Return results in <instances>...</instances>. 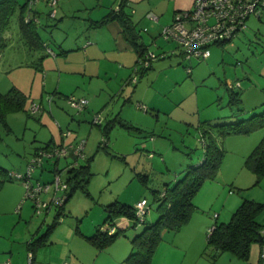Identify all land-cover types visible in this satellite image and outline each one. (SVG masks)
I'll return each mask as SVG.
<instances>
[{
	"label": "rangeland",
	"instance_id": "obj_1",
	"mask_svg": "<svg viewBox=\"0 0 264 264\" xmlns=\"http://www.w3.org/2000/svg\"><path fill=\"white\" fill-rule=\"evenodd\" d=\"M25 1L17 0L16 9L10 15L3 34L5 44L0 49V92L17 87L27 95L28 108L32 102H40L43 108L41 115L38 112L27 114L17 111L7 114L5 122L0 119V181L3 180L0 200L5 202L6 209L12 207L20 192L13 211L8 212V217L12 216L15 222L13 236L15 240L20 236L24 240L28 237L26 233L31 234L40 226L45 230L53 217V207L47 213L34 212L31 200L24 198L23 186L15 179H8V173L23 170V164L30 158L32 150L47 143L51 135L58 139L59 127L52 108L59 101L68 117L74 116L69 120V127L62 131L73 130L78 140L86 139L84 161L89 174L86 182L80 185L72 183V192L63 207L64 215L56 224L57 240L52 247L41 248L39 253L44 257L49 252L57 256L70 229L72 232L78 229L85 235L95 233L99 225L102 229L108 225L106 218L110 204L134 205L145 198L150 204L145 222L137 224L132 218H118L116 225L121 230L111 241L97 247L104 263L129 264L126 257L132 249V237L154 223L159 215L155 201L159 191L173 185L189 165L196 164L202 157L204 146L199 126H205L207 121L217 124L248 119L252 114L264 111V15L260 20L248 18L246 29L229 43L210 45V56L204 60L182 59L174 54L157 59L156 66L139 76L136 83L127 85L131 88L135 86V89L133 95L128 94L130 100L122 105L121 116L134 123L140 122L141 131L115 124L108 133L106 148H100L98 143L103 139L102 132L98 125L91 123V119L99 113L103 126L111 117L107 109H113V103L110 101L108 107H103L106 94L99 91L101 82L105 81L95 78L86 84L100 98L96 99L97 108L93 111L92 97L87 96L89 109L79 118L75 116L79 112L69 109L58 93L52 96L54 98L49 104L47 99L57 82L58 70L55 64L41 65L33 55L42 53L43 60L51 58L50 54L45 55L43 49H28L19 34L18 16L26 12ZM89 1L96 5L98 0ZM103 1L113 8L118 5V0ZM192 1L129 0L127 9L134 10L130 17L140 33V40L150 50H160L151 44L152 38L157 37L170 46L168 49L178 52L176 44L168 42L159 33L172 21V15L178 12L176 9H190ZM59 3L60 0H57L52 7L45 0L32 3L33 9L37 6L42 14L41 24L35 26L38 34L50 47L58 50L51 32L60 29L59 25L71 26L76 31L81 25V14L73 9L67 10L61 22ZM50 9L52 17L44 16ZM149 13L158 16L159 20L149 17ZM190 66L191 73L187 70ZM86 79L63 75L60 89L62 93L83 96L80 90ZM231 90L239 92L240 101L236 104L229 103ZM101 96H104V102ZM137 103L145 110L138 108ZM60 126L66 127L62 123ZM213 132L216 134V131ZM262 137L264 125L247 134L216 136L218 144L225 150L217 176L205 181L196 193L192 199L195 209L181 229L176 233L168 230L161 232V240L150 264H258L261 261L260 253H264V245L259 242L251 244L249 257L245 260L229 252L217 253L207 246L206 237L213 224L229 220L243 199L264 204V176L258 179L244 164L245 157ZM49 164L53 168L52 162ZM65 164V159H60L59 169L62 170ZM64 175L62 171L61 176ZM34 177L51 180L53 174L47 170ZM25 204L30 206V213L27 217L22 215L17 223L18 214ZM257 220L264 223V209L257 215Z\"/></svg>",
	"mask_w": 264,
	"mask_h": 264
},
{
	"label": "trees",
	"instance_id": "obj_2",
	"mask_svg": "<svg viewBox=\"0 0 264 264\" xmlns=\"http://www.w3.org/2000/svg\"><path fill=\"white\" fill-rule=\"evenodd\" d=\"M38 1V0H37ZM34 1V2H37ZM17 0H0V49L5 44L4 42V32L8 27L10 15L16 9ZM29 0L24 2V6L26 8L25 13H20L18 16V28L23 38L25 44L31 49H45L48 48V43L43 41L38 34L35 26L36 24H40L39 16L37 10L33 9L32 4L30 5L31 18L29 21L25 20L26 15L28 14V5ZM46 2V1H45ZM47 4V2H46ZM128 0H120L118 5L106 15V17L102 18L101 21H106L110 18H117L120 20L124 33H126L127 37L131 42H133L136 51L138 52V57L135 64L132 67L131 74L127 80H125L124 84H134L138 81L139 76H143L149 69L152 68V63L159 58L168 57L172 54L179 55L182 59H206L210 56L201 58V57H189L185 58L183 49L178 45L177 42L173 41L178 47V52L174 50L166 51L160 49L159 51L150 50L147 45L143 41H137V38H140V35L135 29V24L132 22L130 17V13L125 12L123 9L127 6ZM23 6V7H24ZM186 10V9H176ZM189 10V9H187ZM262 10H264V6L261 7V11L259 15L249 14L244 19V27L236 34L238 35L247 27V19L250 17H254L256 19H260L262 16ZM22 12V11H21ZM51 9L47 13V17L51 15ZM175 14V13H174ZM52 17V16H51ZM36 19V21H35ZM174 19V15L172 20ZM171 23V22H170ZM162 30V29H161ZM235 35V36H236ZM159 36H162L161 31ZM172 41V40H167ZM231 40L223 41V42H211L207 48L212 44H224L229 43ZM155 44V42H153ZM50 49V48H49ZM64 52H66L64 50ZM154 54V57H148V53ZM49 54H54V52L50 49L47 51ZM42 57V56H41ZM41 57L39 58L41 60ZM144 61H147L145 64ZM40 63V62H39ZM192 67L187 68L188 72L191 73ZM138 75V77H137ZM56 92H53L52 95L49 96V104L52 101ZM230 100L229 103H238L240 101L239 92L231 90L230 92ZM65 101L68 104L69 97H84L85 96H75L74 94H63ZM87 100V98H86ZM88 105L85 104V107L82 110H76L68 104L71 109H74L76 112H82L86 109ZM136 106L140 109H144V106L137 103ZM17 111H25L27 114H32L28 112L27 107V95L18 89L17 87L10 88L7 92H0V119L5 122L6 115L9 113L17 112ZM99 115L96 113L94 116ZM93 116V118H94ZM100 117V115H99ZM91 119V123L94 125H98L102 132L103 139L99 141L98 147L106 148L107 146V138L109 130L115 125L128 129L135 130L140 132L141 129L134 126L131 122L127 120H123L118 115H115L112 119L108 120L102 126L101 122L95 123ZM264 125V111L259 113L252 114L248 119H240L230 122H223L217 124H210L208 121L205 122V126H199L200 137L203 144L204 152L200 161L196 164L189 165L187 169L184 171V174L181 178L177 179L175 183L171 186H166L163 191H159L156 196L155 201H157L156 209L158 210V217L154 221V223L145 226L139 233L135 234L131 239L132 249L129 255L126 257V261L129 264H150L151 258L157 248L158 243L161 240V232L163 230H168L173 233L178 232L181 227L189 220L192 211L195 209V206L192 203V199L199 191L201 186L205 181L213 180L218 174L220 169V165L225 153V150L218 144L215 136L213 135V131H216L217 135L226 136L231 134H247L259 127ZM61 136H67L71 133V130H60ZM68 132V133H67ZM152 135H150V138ZM81 140H84V144L82 147L83 158L78 160L76 165H70L72 161L75 159V156L71 153L70 147H75L79 144ZM86 145V139H80L73 143H54L52 140H49L48 143L36 147L32 153L30 158L39 150L40 148L47 147H66L69 148L68 154L66 156H61L59 158H54L53 160H45L42 161L40 165L31 173V179L33 182H41V183H51V180H45L36 178L35 176L38 173V176L42 175L44 171H51L54 177V174L60 171L58 167V161L62 158L65 159L66 164L62 167L64 168L61 172H65L64 181L67 183V189L65 191V200L61 205H54V214L51 220V223L48 224L44 233L39 235L36 238L30 239L28 244V253L31 252L30 262L28 264H32L33 254L35 249L42 245L44 238L48 235V232L52 230V228L60 221L61 216L64 215L63 207L64 204L69 199V196L72 192L73 186L72 183L75 182V185H80L82 182H86L87 176L89 174L88 165L85 163V154L84 147ZM30 158L25 162L23 166V170L18 172H9L8 179L17 180L24 188L23 176L26 174L27 165ZM50 162L53 164V168L50 166ZM245 166L253 172L256 177L259 179L261 176H264V137L260 139L257 145L253 148V150L245 157L244 159ZM15 173H20L19 176L14 175ZM7 179V178H6ZM2 181H0V186L2 185ZM45 194H43L44 197ZM25 198V196H24ZM31 200L33 204V199ZM145 199V198H144ZM107 215V223L109 226V222L112 221L115 224V231L111 234L107 233L106 230H102V228L97 227L95 233L91 236H87V238L97 247H102L105 243L111 241L117 234L118 231L121 230L116 225V221L120 216L124 218H132L135 223H144L146 215L150 211V204L146 199V208L145 213L140 220L135 214L134 205L124 204V203H112L110 204ZM264 209V204L251 200V199H243L239 206L235 209V211L230 216L229 220L226 222L215 223L209 229V232L206 237L207 246H211L217 253L229 252L233 256L242 258L247 260L249 257L251 244L254 242H259L261 245H264V223H260L257 220V215L259 212ZM35 212V211H34ZM104 228V229H106ZM260 262L258 264H264V253H260ZM29 260V259H28Z\"/></svg>",
	"mask_w": 264,
	"mask_h": 264
},
{
	"label": "crops",
	"instance_id": "obj_3",
	"mask_svg": "<svg viewBox=\"0 0 264 264\" xmlns=\"http://www.w3.org/2000/svg\"><path fill=\"white\" fill-rule=\"evenodd\" d=\"M119 1L120 0H118V2ZM173 1L176 3H182V0ZM95 4L96 5H94L93 2L89 0H60L58 10L61 22L66 17L67 10L73 9L74 11H78V13L81 14V16L79 17V20L81 22V25L79 27L80 29L76 31L71 26L65 27V24L62 26L59 25V27H61L60 29H54L51 32V35L56 41V45L58 46L59 50L50 47L48 44V48H50L54 52V54H50L51 58L40 60L39 58L41 57V55H43L42 53H36L35 55H33V57L36 58L38 62H40V64L43 66L50 63L55 64L58 73L57 82L54 85L52 93H58V95H60L59 97H61V100H64L63 94H66L62 93L60 89V81L63 75H74V77H79L81 79L87 77L86 82H82L84 84V87L80 91L82 92L81 95L85 97L91 95V103L93 106H95L91 107L94 111L96 110L95 108H97L96 99L100 98V96L96 97L97 94L90 90L89 87H86V84L88 82H91L95 78L97 79V81L98 79L104 80L105 82L102 81V84L99 87L100 93L102 92L106 94L105 102L104 96H101L104 102L103 107H108L107 103L109 104L110 101H112L113 103V109H107L110 112L109 114L111 115V117L107 120H110L115 115H118L123 120H127L134 126L142 129L139 126V124H141L140 122L136 121V123H134L133 121H131V119H126L121 116V112L123 110L122 105L130 100L131 97L128 96V94L133 95V91L135 89V86L131 88V86L125 85L124 82L129 78L131 74L132 67L138 57V52L136 51L133 42H131V40H129V38L126 36L127 34L124 33L119 19L110 18L104 22L101 21L102 18L106 17V15L112 10L114 6L112 7L108 2L104 3L103 0H98ZM127 6H125L123 10L127 13H133L134 10H131L129 12ZM35 8V10H37L38 12L37 14L39 16V21L41 24V10L37 6H35ZM45 15L47 16L46 13L44 14V16ZM262 15H264V10H262ZM157 20H159V17ZM66 21L67 20H65V22ZM61 22L60 24H62ZM132 22L135 24L133 20ZM135 29H137L136 24ZM137 41L141 42L140 38H137ZM153 42H155V44ZM151 44L158 49L160 48L166 51L170 50L168 49L170 48V46L162 43L159 39H157V37L152 38ZM28 49L37 50V48ZM64 50L66 52H64ZM43 52L45 55L49 54L44 48ZM156 61L152 63V67H154V65L156 66ZM65 103L67 104L66 101ZM89 104L90 102H88L86 109H84L82 112L76 113L77 115L75 116L78 118L80 116H83V114L88 111ZM54 107L55 109H53ZM53 108V116L58 120L55 121L57 126L59 127L57 133L58 139L55 140L51 135L49 140H52L56 144L62 142H76L79 138L76 136V134H74L73 130H71V133L69 135L64 137H62L60 134V130L69 127V120L73 119L74 116L70 115L69 118L68 114L62 108V104L61 106L59 105V101H57V103L53 105ZM68 108L71 109L69 106ZM38 113L41 115L42 111ZM49 113L50 116H52L51 110ZM60 123H62L63 126L66 127H61ZM213 135L216 138L217 133L215 134L213 132ZM201 158H199L197 162H199ZM27 160L28 159H26L25 162ZM19 196L20 192L17 194L16 201L9 209H6L5 202H3V200H0V264H28L29 260L27 242L30 239L36 238L44 233L48 224L51 223L50 221V223L46 224L45 230H43L44 228L40 226L33 233H26V235L28 234V237L24 239L26 241H24L21 236L15 240L12 228L15 222L13 221L12 216L8 217V212L13 211L14 204L17 202ZM49 196L50 192L45 194L44 198L47 199L49 198ZM29 213L30 206L28 204H25L22 212L18 214L19 216L18 219H16V222H19V220L22 218V215L26 216ZM121 218H123V216L119 217V219ZM98 227L100 228L101 226L99 225ZM55 234L56 225L52 228L51 231L48 232V235L44 238L42 245L35 249L32 264H35V259L37 260L36 264H56L62 261H67L68 264H106L104 263L103 258L100 256L102 255V253L100 254V251L96 248V246L87 238V236H91L93 232L91 234L89 233V235H85L82 234V232H79L78 229H76L74 232H72V230L70 229V231L66 233L67 236L62 242L60 246V252L57 256L52 255L50 252L45 257L42 256L39 253V250L47 246L52 247L54 242H56L58 236ZM51 236H54V238L51 239Z\"/></svg>",
	"mask_w": 264,
	"mask_h": 264
},
{
	"label": "built area",
	"instance_id": "obj_4",
	"mask_svg": "<svg viewBox=\"0 0 264 264\" xmlns=\"http://www.w3.org/2000/svg\"><path fill=\"white\" fill-rule=\"evenodd\" d=\"M37 0H29L28 14L26 21L31 18L30 5ZM49 6H55L57 0H45ZM264 6V0H193L189 10H180L174 14L171 23L163 26L161 34L165 40H172L178 43L183 49L185 58L209 56L210 51L207 46L211 42H223L231 40L243 27L244 19L249 14L259 15L261 7ZM54 11V10H53ZM51 16L53 12L51 10ZM149 17L157 20L158 17L153 13L148 14ZM32 19V18H31ZM36 21V19H35ZM47 51H50L47 48ZM148 57H154L151 52ZM147 64V61H144ZM49 103V99H47ZM87 103L84 97H69L68 104L76 110H82ZM40 102H32L28 111L35 114L42 110ZM93 121L100 123L99 115L94 116ZM68 133V132H67ZM84 140H81L75 147H70L71 153L75 159L70 165H76L78 160L83 158L82 147ZM69 148L66 147H47L40 148L30 158L26 174L23 176L25 186V198L33 199V210L36 213L49 211L54 205H61L65 200V191L67 183L61 176L60 171L56 172L51 183L33 182L31 173L45 160H53L68 154ZM64 169V168H63ZM62 169V170H63ZM14 175L19 176L20 173ZM50 192L49 198H44L43 194ZM135 214L141 220L146 208V199L142 198L134 204ZM114 222L110 221L106 229L111 234L115 231ZM264 231V230H262ZM31 252L28 253L30 262ZM56 264H68L62 261Z\"/></svg>",
	"mask_w": 264,
	"mask_h": 264
}]
</instances>
